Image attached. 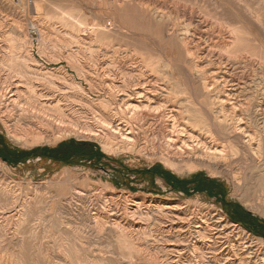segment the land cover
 Instances as JSON below:
<instances>
[{
    "label": "rangeland",
    "instance_id": "1",
    "mask_svg": "<svg viewBox=\"0 0 264 264\" xmlns=\"http://www.w3.org/2000/svg\"><path fill=\"white\" fill-rule=\"evenodd\" d=\"M4 37L11 48L0 57L18 76L0 89V264H263L262 230L235 206L264 220V181L232 125L264 135V119L244 110L264 109V0H0ZM108 85L151 89L150 107L130 100L142 113L172 109L211 131L202 132L211 147L223 141L215 123L231 150L223 159L176 149L158 132L163 121L144 129L125 117L136 142L115 138L111 151L85 136L55 139L52 126L36 143L7 132L30 121L8 103L16 91L21 104L58 100L71 115L86 99L123 107L126 95ZM223 89L237 101L225 114ZM68 142L89 156L64 164L44 152Z\"/></svg>",
    "mask_w": 264,
    "mask_h": 264
},
{
    "label": "bare ground",
    "instance_id": "2",
    "mask_svg": "<svg viewBox=\"0 0 264 264\" xmlns=\"http://www.w3.org/2000/svg\"><path fill=\"white\" fill-rule=\"evenodd\" d=\"M41 14H42L41 10L40 11H34L32 13V15H34V16H41ZM10 41L11 40L6 38V37H4L2 39V42L0 43V51H1L0 53L4 54V52H5L6 56H7V53H10L9 52L10 48H11ZM236 43L238 44V46H240L238 42H236ZM242 48L243 47H241L240 49H242ZM243 50H244V48H243ZM4 55L2 58L0 57V89L7 87L8 86L7 82L9 81V79H11L12 77H14L15 75L18 74V72H16L12 68V66L9 65L8 60H10V58L9 57L5 58ZM13 58H15V57H13ZM17 69H18V67H17ZM13 71L16 73H13ZM18 71H19V69H18ZM207 79H210V78H207ZM221 79H223V78L221 77ZM17 83H18V81H17ZM110 85H112V84H110ZM108 88H110V86ZM137 88L138 87L134 88L133 91L132 90H124V89L120 90V89L110 88V89H114L112 91V95L115 94V96H116L119 94H125L127 97L126 101L124 103V106L119 107V109H115V110L112 108L110 109L108 107L109 105L107 106L103 103L93 102L92 100H88V99L82 100L81 101L82 103L80 102V105H79L80 111L78 113L71 111V115H76L75 120L72 119L70 113H67V109H64V107L58 102V100L55 102V104H50V105L47 103L44 104L41 102L36 103V105H33V103L31 105H27L28 103L25 101L24 102L25 105H24V104H21L19 102V97L23 94V93H21L22 91H20V90L16 91L15 90L16 92H14V94H10L11 99H9L8 103L16 106L15 110L17 111V113L19 112V114L21 116H23L24 118L30 119V121L27 123H25L23 121L20 124L16 121L15 125L6 126V129H7L8 134L10 135V137H12V138L17 137L16 139H19V141H23L24 144H27V143H36V142L42 141V139H45V135L47 133L45 130V127L46 126H52V127H54V130H55L53 132V134L55 135V139H60V138L66 137V136H76V137L77 136L78 137L79 136H81V137L85 136V137H88V138H91L94 140H98L104 151H111V150H113V146L115 144V138H119V141L122 143H128V144L134 145L136 142V139H135L136 138L135 137L136 132L134 131L132 125L124 119V117H125L126 119L134 120L135 124L137 123L138 126L141 128L146 126V125L152 126V124H155V126H156L159 124L160 121H163L161 124V126H162L161 130L162 131H158V132H159V134L162 135V138L165 140V143H167V145L169 144L171 146H174L176 149H178L179 146L180 147H188L195 152H196V150H200L205 155L214 156V157L216 155L217 156L220 155V157H223V159H224V155L227 152V149L231 150V147H230L231 145L230 146L227 145V142L230 139V135L226 136L227 133L224 132L225 131L223 129L224 127L222 128L224 130L223 131V130H221V127H218L215 123L212 124L213 128L216 130L217 134L218 133L220 134V137L222 138L223 141L220 142V145H217L213 142L215 145L213 144V146L211 147V146H208V144H206L207 142L210 141V139L208 138L209 141H207L205 143L204 139H206V136H204V133H202L204 131L205 133L207 132V133L211 134V131H209L207 129H204L202 131L200 128L199 129H194L191 127L188 128V125L181 122L179 120V118L177 117V112L173 111L172 109L171 110L168 109V111H166V113L163 112L159 115L157 114V115H151V116L147 115L146 116L144 113H142V107H141L142 105H140V104L146 103L147 107L148 106L150 107L149 103H151L152 99H154V93H152L151 89H149L147 87L146 88L145 87L144 88H138V89ZM212 88H215V87L213 86ZM232 88L234 89V87H231V90H232ZM8 90H9V88H8ZM28 93H30V91ZM30 95H32V94H30ZM233 95L236 96L235 93L228 92L224 89H223L222 93L220 92L217 95L218 102L221 104V107H220L222 110L221 112H224V114L228 110L225 107V105H229V109H232V110L236 108L235 105H237V103H236L237 101H236V97H234ZM63 96H68V94H63ZM136 96H137V98L138 97L143 98V100L141 102L136 101V102H139L140 104H137V103L135 104V103H133V101H130L133 97H136ZM76 98H77V96H76ZM29 102H31V101H29ZM254 104H256V103H254ZM254 104L251 107H254ZM146 105H144L143 107H146ZM259 106H261V105H259ZM238 107L240 108L239 105H238ZM69 108L72 109L73 107L72 108L69 107ZM244 110H246L248 112L249 116H252L250 111H253L252 117H254L256 115H260L262 117V119H264V109L261 107H257L255 110H253V108H250V107L245 109V106H244ZM8 112H11V111H9V108H8ZM228 113H230V112H228ZM228 113H226V114H228ZM77 114H78V116H77ZM123 114H124V116H123ZM210 115H212V114H210ZM230 115L233 116L232 113ZM239 115H241V114H239ZM210 118H213V117H210ZM219 118H220V116H219ZM240 118H242V117L240 116ZM79 119L83 120V122L80 123ZM90 121H93V125L97 126L100 129L99 130L94 129L93 126H91L92 124H90L91 123ZM220 123H221V121H220ZM244 125L249 126L248 123H245ZM223 126H225V125H223ZM232 127H233V134H232L233 137L232 138L236 140L237 144H239L240 150L243 149L246 153H248L253 158L254 167H256L259 170V175H260V177L263 178V181H264V135L262 137H260V135L259 136L256 135L253 130H252L253 132L250 131L251 129L246 130L240 123L239 124L237 123L236 125H232ZM144 129H145V127H144ZM258 131H260L259 128H258ZM258 131H257V133H259ZM155 133L156 132L154 131V134ZM154 134H152V135H154ZM144 135H145V133H144ZM50 136H52V135H50ZM208 137H210V135ZM211 137H213V136H211ZM227 137H229V139ZM178 143L180 145L176 146ZM217 143H219V142H217ZM237 148L238 147H236V149ZM184 149L185 148H183V150ZM235 152L236 151H234V153ZM202 153H200V154L202 155ZM226 156H227V154H226ZM215 159H217V158H215ZM218 160H222V158L218 159ZM205 162H207V161H205ZM160 206L165 207L164 204H161V205L160 204H154L155 208L160 207ZM198 233L200 234V231H198ZM222 252L218 253L221 257L224 255ZM227 252L229 253L230 251H227ZM262 263L264 264V260H262Z\"/></svg>",
    "mask_w": 264,
    "mask_h": 264
},
{
    "label": "trees",
    "instance_id": "3",
    "mask_svg": "<svg viewBox=\"0 0 264 264\" xmlns=\"http://www.w3.org/2000/svg\"><path fill=\"white\" fill-rule=\"evenodd\" d=\"M74 144L75 143H73V142L61 143L54 149H48V148L44 149V152L52 155L54 160H57V161L64 163V164L65 163L67 164L71 161V156H75V157H73L74 160H76L75 159L76 156H83V155L89 156L90 151H88V150H84V151L81 150L80 151V149L77 146H75ZM3 158L8 159L6 156H3ZM204 182L209 183L212 186V188L213 187L215 188V186H220V184L217 183L215 180H207L206 179ZM209 194H211V193L209 192ZM235 208L237 209L238 212H240L241 214H243L249 218L248 219V218L244 217L245 219H247L246 222L244 221L245 224L251 222V225H252L251 229L254 232H257L258 229H261L262 230L261 234L264 235V220L250 216V214H248L247 212H245L244 210H242V208H239L238 206L237 207L235 206ZM233 218L237 219L236 217H233ZM257 233H259V232H257Z\"/></svg>",
    "mask_w": 264,
    "mask_h": 264
}]
</instances>
